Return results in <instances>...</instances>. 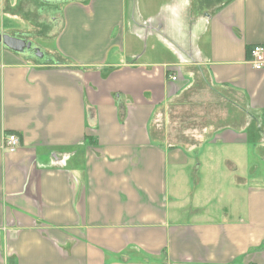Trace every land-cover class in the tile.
Returning <instances> with one entry per match:
<instances>
[{"label": "crops", "instance_id": "1", "mask_svg": "<svg viewBox=\"0 0 264 264\" xmlns=\"http://www.w3.org/2000/svg\"><path fill=\"white\" fill-rule=\"evenodd\" d=\"M41 1L54 48L0 45V264H264V183L193 186L264 146V0Z\"/></svg>", "mask_w": 264, "mask_h": 264}, {"label": "rangeland", "instance_id": "2", "mask_svg": "<svg viewBox=\"0 0 264 264\" xmlns=\"http://www.w3.org/2000/svg\"><path fill=\"white\" fill-rule=\"evenodd\" d=\"M44 3L41 0H0V31L12 37L22 35L21 37L24 36L27 40L33 41L39 48L53 49L51 39L57 31L50 23H47V20L48 17L55 14L60 17L61 7ZM23 32L26 33L23 35ZM179 119H174L173 127L176 126L175 131L179 130L177 127V125H180ZM232 156L233 158L234 156L240 157L237 172L229 173L225 169L224 171H227V173L221 172L220 177H218L220 168L208 166L195 178L197 183L194 182L193 186H195V189L199 187L197 202L204 207L209 204L208 209L214 211L213 214L224 209H228L229 214L234 216L236 211L244 212L246 210V200L244 198L246 197V191L254 186L252 181L258 180L260 183H264V146L254 151L251 147L246 152L234 150ZM233 181L234 183L242 181V183H238V186H243L241 189L243 194L240 195L242 192L234 188L236 184ZM232 192V195L225 197L226 193ZM204 194H208V196L206 197Z\"/></svg>", "mask_w": 264, "mask_h": 264}, {"label": "built area", "instance_id": "3", "mask_svg": "<svg viewBox=\"0 0 264 264\" xmlns=\"http://www.w3.org/2000/svg\"><path fill=\"white\" fill-rule=\"evenodd\" d=\"M252 65L255 70L264 69V46H254L251 50ZM172 80L176 81L177 77L172 76ZM20 141L16 135H9L4 144V150L14 153L18 150Z\"/></svg>", "mask_w": 264, "mask_h": 264}, {"label": "water", "instance_id": "4", "mask_svg": "<svg viewBox=\"0 0 264 264\" xmlns=\"http://www.w3.org/2000/svg\"><path fill=\"white\" fill-rule=\"evenodd\" d=\"M0 45L5 46L7 49L9 50H13L16 52H24L25 50H33L36 51L37 56H41L42 53L40 52V50L38 48H33L32 44L29 42H26L22 39L16 38V37H12L10 35L7 34H3L0 31Z\"/></svg>", "mask_w": 264, "mask_h": 264}, {"label": "flooded vegetation", "instance_id": "5", "mask_svg": "<svg viewBox=\"0 0 264 264\" xmlns=\"http://www.w3.org/2000/svg\"><path fill=\"white\" fill-rule=\"evenodd\" d=\"M28 52H30V53H33V52H35V54L37 53L36 51H31V50H30V51H28Z\"/></svg>", "mask_w": 264, "mask_h": 264}]
</instances>
